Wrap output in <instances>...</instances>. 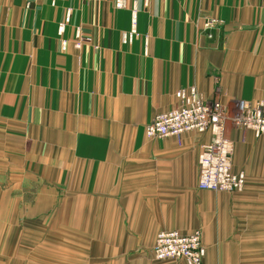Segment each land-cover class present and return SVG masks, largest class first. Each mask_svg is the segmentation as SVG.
I'll return each mask as SVG.
<instances>
[{"label":"crops","instance_id":"obj_1","mask_svg":"<svg viewBox=\"0 0 264 264\" xmlns=\"http://www.w3.org/2000/svg\"><path fill=\"white\" fill-rule=\"evenodd\" d=\"M117 2H0V264H187L156 239L198 230L203 264H264V137L228 126L237 194L199 189L209 132L145 135L182 90L264 102V0Z\"/></svg>","mask_w":264,"mask_h":264},{"label":"built area","instance_id":"obj_2","mask_svg":"<svg viewBox=\"0 0 264 264\" xmlns=\"http://www.w3.org/2000/svg\"><path fill=\"white\" fill-rule=\"evenodd\" d=\"M29 8L37 0H25ZM52 5L60 0H49ZM93 2L95 0H81ZM1 2V0H0ZM125 0H118L117 7L124 8ZM70 20V15L66 21ZM136 17L132 20L130 34L124 36L129 42L138 36ZM222 24L216 19H207L204 30L211 31ZM64 25L60 27L63 32ZM77 34L76 47L80 48L83 37ZM211 37V35H209ZM90 41L89 39H87ZM64 42L63 49L66 50ZM218 94V92H216ZM180 105L167 113L160 114L146 126L145 135L148 139L175 138L181 145L182 136L186 133H210L212 141L202 147L199 156V189L214 193H242L247 178L243 172L233 171L234 144L227 136L228 126L242 131H251L256 137H264V102L249 103L237 101L223 105L220 101L208 103L196 88L182 90L176 94ZM206 248L202 243V232L195 231L190 235L178 232H161L158 234L154 247V258L157 261L184 260L187 264H203Z\"/></svg>","mask_w":264,"mask_h":264},{"label":"rangeland","instance_id":"obj_3","mask_svg":"<svg viewBox=\"0 0 264 264\" xmlns=\"http://www.w3.org/2000/svg\"><path fill=\"white\" fill-rule=\"evenodd\" d=\"M78 1H79V3H80V4H82V3H83L81 0H78ZM90 3H92V2H90ZM88 4H89V3H88ZM61 26H62V25H61ZM80 35H81V37H83V38H84V36H83V34H82V33H80ZM243 192H244V191H243ZM243 192H242V193H243ZM237 194H241V193H237Z\"/></svg>","mask_w":264,"mask_h":264},{"label":"bare ground","instance_id":"obj_4","mask_svg":"<svg viewBox=\"0 0 264 264\" xmlns=\"http://www.w3.org/2000/svg\"><path fill=\"white\" fill-rule=\"evenodd\" d=\"M35 255V254H34Z\"/></svg>","mask_w":264,"mask_h":264}]
</instances>
